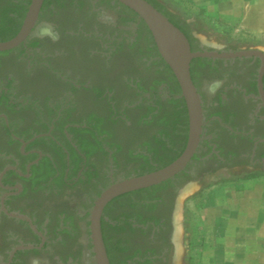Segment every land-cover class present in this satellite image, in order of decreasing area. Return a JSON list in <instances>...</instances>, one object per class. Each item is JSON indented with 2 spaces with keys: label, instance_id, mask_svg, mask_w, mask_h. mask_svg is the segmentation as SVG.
I'll list each match as a JSON object with an SVG mask.
<instances>
[{
  "label": "rangeland",
  "instance_id": "obj_1",
  "mask_svg": "<svg viewBox=\"0 0 264 264\" xmlns=\"http://www.w3.org/2000/svg\"><path fill=\"white\" fill-rule=\"evenodd\" d=\"M158 1L188 32L194 51L200 46L264 48V0L239 8L237 20L207 15L183 0ZM26 2L0 0V31L9 22L16 25L24 18L30 4ZM35 23L25 44L0 51V88L12 83L8 94L17 104L16 108L3 105L0 111L6 113L13 134L28 138L51 128L54 138L31 144L45 158L41 175L30 183L34 190L23 208L39 214V224L46 221V239L55 242L32 256L28 264L34 260L38 264H96L89 232L94 200L111 183L158 167L182 148L188 133L186 105L173 73L157 57L147 27L114 0H52L44 4ZM205 68L201 60L190 62L203 120L209 121L216 96L210 90L213 78L204 73ZM55 141L82 155L89 165L88 181L73 187L66 184L67 162L72 177L82 158L70 155L68 161ZM18 146L1 120V165L19 157ZM215 163L213 156L198 151L187 172L154 194L165 195L174 205V264L198 262L197 209L206 188L264 177V166L259 172H240L216 168ZM138 210L128 198H121L108 205L103 218L114 224ZM110 226L103 225L104 237L111 260L117 264L129 253L127 234ZM2 237L8 239L7 249L21 239L12 225ZM117 243L122 248L118 252L113 251Z\"/></svg>",
  "mask_w": 264,
  "mask_h": 264
},
{
  "label": "flooded vegetation",
  "instance_id": "obj_2",
  "mask_svg": "<svg viewBox=\"0 0 264 264\" xmlns=\"http://www.w3.org/2000/svg\"><path fill=\"white\" fill-rule=\"evenodd\" d=\"M26 1L29 4L31 0ZM51 1H42L37 19L42 13L44 4ZM114 2L117 1L114 0ZM26 41L27 39L23 44ZM201 50L234 55L214 58L196 57L191 60V62L196 59L201 60L207 65L204 73L213 78L210 90L215 92L216 99L214 115L209 121L203 120L202 110L199 143L190 162L182 171L187 172L194 155L202 150L215 158L216 168H231L240 172L248 169L250 172H259L264 166V48L258 46L218 48L200 46L199 51ZM242 52H248V54H240ZM11 87L12 83H9L0 88V107L5 105L16 108L17 104L10 99L8 94ZM1 120H3L5 131L19 143V157L12 158L9 163L0 164V264H28L32 256L49 249L55 242L51 243L46 239L44 230L46 221L42 220L39 224V214L28 213L23 208L34 190L30 183L34 176L41 175V165L45 158L42 151L31 144L41 138H54L50 133L51 128L49 132L21 138L13 134L12 125L6 113L0 111ZM82 131L83 129L80 130ZM55 142L59 144V150L65 153L68 161L70 155L82 158L72 177H69L71 164L67 162L64 173L66 184L73 187L78 183L88 181L86 174L90 171L89 165H86V160L82 155L75 149L69 152L60 143ZM1 158L0 155V160ZM175 176L171 178L173 180L171 185L175 182ZM173 206V202L166 198L164 203L149 213V217L158 218V225H153L145 233L131 232L124 228L128 237H126L125 245L128 247L129 254H136L135 258L139 255H150L151 259L148 262L140 264H174L172 255ZM139 215H141L140 212ZM10 225L18 231L21 239H16L7 249L4 245L8 239L3 238L2 234ZM145 240L147 245H145ZM32 264H38V261L34 260Z\"/></svg>",
  "mask_w": 264,
  "mask_h": 264
},
{
  "label": "water",
  "instance_id": "obj_3",
  "mask_svg": "<svg viewBox=\"0 0 264 264\" xmlns=\"http://www.w3.org/2000/svg\"><path fill=\"white\" fill-rule=\"evenodd\" d=\"M42 1H30L19 30L12 38L0 41V51L12 49L25 41L36 22ZM115 1L135 12L144 22L160 58L177 80L186 105L188 133L184 149L170 163L146 173L115 181L96 197L89 215V232L96 264H110L101 232V216L104 207L120 195L148 188L173 178L187 166L196 151L202 127V106L190 74L191 60L196 57L214 58L234 55L220 54L213 50L192 51L185 34L147 0ZM240 54H248V52Z\"/></svg>",
  "mask_w": 264,
  "mask_h": 264
},
{
  "label": "crops",
  "instance_id": "obj_4",
  "mask_svg": "<svg viewBox=\"0 0 264 264\" xmlns=\"http://www.w3.org/2000/svg\"><path fill=\"white\" fill-rule=\"evenodd\" d=\"M205 14L237 20L254 0H184ZM197 209V264H264V177L206 188Z\"/></svg>",
  "mask_w": 264,
  "mask_h": 264
},
{
  "label": "trees",
  "instance_id": "obj_5",
  "mask_svg": "<svg viewBox=\"0 0 264 264\" xmlns=\"http://www.w3.org/2000/svg\"><path fill=\"white\" fill-rule=\"evenodd\" d=\"M150 4H152L157 10H159L162 14H164L176 27H178L187 37L189 44H190V48L192 51H194V49L192 48L191 45V40H190V35L188 34V32L182 27V25L180 23H178L175 19L174 16L171 15L170 12L167 11V9L165 8V6L163 4H161L158 0H147ZM184 1V0H183ZM120 4V3H119ZM122 5V4H120ZM123 6V5H122ZM125 7V6H123ZM127 10L131 11L136 17L137 14L135 12H133L132 10H130L129 8L125 7ZM23 17L16 22L17 24L15 25L13 22H9L8 26L6 28H3L0 31V41H5L8 40L10 38H12L17 31L20 28L21 22H22ZM140 22L145 26L144 22L142 20H140ZM12 25V26H11ZM149 33V32H148ZM157 57L159 58L160 62L169 70V72L172 74L171 70L169 69V67L164 63V61L160 58L158 52H155ZM192 78V77H191ZM186 144V140L184 141V144L182 146V148L171 158L168 159V161L158 165V167H152L149 168L148 170H145L143 172H140L138 174H142V173H146L155 169H158L160 167L165 166L166 164L170 163L172 160H174L184 149ZM184 172L182 171L181 174H177L175 177H179L180 175H182ZM214 178V177H212ZM172 179H168L160 184L148 187V188H144V189H140L137 191H133V192H129L123 195H120L116 198H114L113 200H111L104 208L103 211V215L101 218V230H102V237H103V241H104V245L106 248V252H107V256L109 258V262L110 264H113L112 260H111V256H110V250L109 248L106 246V242H105V237H104V230H103V225L104 224H109L111 225L110 227H115L118 230H122L125 228V230H129L131 232H135V231H140L142 233H145L147 231L150 230V228L153 225H158V218H154V217H149L148 214L151 213L153 210H155V208H157L160 204L164 203L166 200L165 195L163 194H159L158 196H154L155 192H157L159 189L162 188H166L168 186H171L172 183ZM121 198H128L129 202L131 204V206H136L139 210V212L141 213V215L138 214H126L123 216V218L121 220H117L115 221L114 224H112V222H108L104 220V215H105V211L107 210L108 205L115 200L121 199ZM128 238V237H127ZM127 240H125L126 242ZM120 249H122L119 244H115V246L113 247V251H120ZM136 254H129L126 253L124 255V257H122V259H120L117 264H140L141 262H148L151 258L149 254L146 255H139L137 256L138 258H135ZM139 259V260H138Z\"/></svg>",
  "mask_w": 264,
  "mask_h": 264
}]
</instances>
